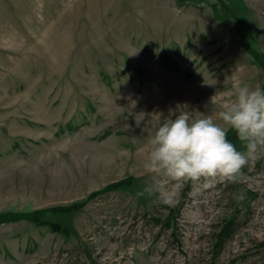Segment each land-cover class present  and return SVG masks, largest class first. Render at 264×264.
Listing matches in <instances>:
<instances>
[{"label":"rangeland","instance_id":"obj_1","mask_svg":"<svg viewBox=\"0 0 264 264\" xmlns=\"http://www.w3.org/2000/svg\"><path fill=\"white\" fill-rule=\"evenodd\" d=\"M233 1L243 19L225 28L176 0H0V215L82 204L45 213L59 231L0 224V264H264V149L236 182L202 178L188 197L185 182L172 204L138 194L178 105L220 122L238 84L264 87L239 33L264 53V0ZM180 204L172 229L156 224Z\"/></svg>","mask_w":264,"mask_h":264},{"label":"clouds","instance_id":"obj_2","mask_svg":"<svg viewBox=\"0 0 264 264\" xmlns=\"http://www.w3.org/2000/svg\"><path fill=\"white\" fill-rule=\"evenodd\" d=\"M216 111L220 122L178 105L159 123L144 163L154 182L139 195L158 194L172 204L185 182H236L243 177L245 166L264 149V87L240 83ZM229 130L239 138L240 148L229 138Z\"/></svg>","mask_w":264,"mask_h":264},{"label":"trees","instance_id":"obj_3","mask_svg":"<svg viewBox=\"0 0 264 264\" xmlns=\"http://www.w3.org/2000/svg\"><path fill=\"white\" fill-rule=\"evenodd\" d=\"M176 3L180 7H186L193 5L195 7H199L202 5H207L213 10L214 14V19L218 23L225 27H231L232 22L234 20L238 21L241 23L242 18V13L240 10V6L236 4L233 0H176ZM243 24V23H242ZM241 27L243 25H240ZM243 28V27H242ZM240 33V41L241 44L244 46V48L251 54V56L255 59L257 64L261 66V68L264 71V53H262L260 50L257 48H254L251 46L249 42V37L247 35L246 30H241L239 31ZM229 138L236 144L239 138L236 136L235 132L230 130L229 131ZM198 182H189V186L186 188L184 191L185 197H188L189 193L192 191V189L195 187V185ZM126 183L124 184L123 182L115 183L113 185L108 186L106 189L102 191H97V193H92L90 194L89 198H93L97 194L104 192V191H109L110 189H117L119 187L125 186ZM82 206V204H74L71 207H59V208H51L53 212H60V213H68L71 209L77 208ZM184 204H180L176 207H173L170 209V213L165 217V219L159 218L155 219V222L158 226L160 227H167L168 229H172V225L176 224L177 222V217L180 214V211ZM39 210V211H33V212H27V213H14V214H8V215H0V224L4 223H10V222H17L20 220H31L38 226H46L50 227L51 230L53 231H59L60 230V225L56 223L49 222L45 220V213L48 211ZM237 229V226L234 222V220H230L227 222L225 225H221L220 228H218L215 238H216V246L218 247H223L224 243H227L235 234Z\"/></svg>","mask_w":264,"mask_h":264}]
</instances>
